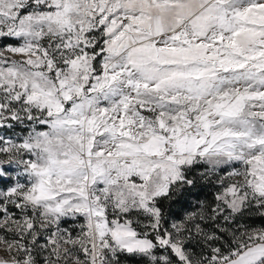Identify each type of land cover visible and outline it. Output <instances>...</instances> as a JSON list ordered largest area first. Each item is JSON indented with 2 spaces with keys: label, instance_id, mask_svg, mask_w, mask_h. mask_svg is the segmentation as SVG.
Segmentation results:
<instances>
[{
  "label": "snow or ice",
  "instance_id": "1",
  "mask_svg": "<svg viewBox=\"0 0 264 264\" xmlns=\"http://www.w3.org/2000/svg\"><path fill=\"white\" fill-rule=\"evenodd\" d=\"M0 264H264V0H0Z\"/></svg>",
  "mask_w": 264,
  "mask_h": 264
}]
</instances>
